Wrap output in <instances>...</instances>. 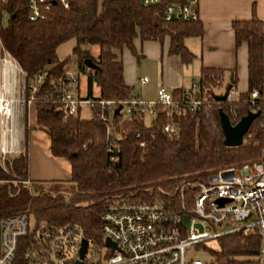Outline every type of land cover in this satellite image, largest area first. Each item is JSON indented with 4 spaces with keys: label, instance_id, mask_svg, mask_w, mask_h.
Masks as SVG:
<instances>
[{
    "label": "trees",
    "instance_id": "16d2710c",
    "mask_svg": "<svg viewBox=\"0 0 264 264\" xmlns=\"http://www.w3.org/2000/svg\"><path fill=\"white\" fill-rule=\"evenodd\" d=\"M26 3L5 0L0 6L6 16L0 24V41L20 66L25 83L42 75L32 94L35 121L49 138L50 153L68 160L70 178L64 182H31L28 186L14 181L13 175L20 180L27 178L28 128L24 123L21 153L12 160L7 173L0 168V219L25 214L50 223L75 224L86 239L100 243V215L113 199H159L178 208L179 189L186 181L202 182L219 169L264 160V100L259 98L254 108L248 103L249 92L261 78L264 44L263 23L253 8L249 19L231 23L235 46L245 43L247 47L246 92L236 101L213 100L210 88L222 82L224 70L201 67L196 80V98L201 100L198 108L168 115L157 106L148 123L135 112L128 116L113 114L116 137L110 139L105 122L98 118V105L91 108L89 118H81L79 111L74 115L63 111L57 96L70 58L58 59L57 47L73 41L71 56L78 73L84 75V98L121 101L131 95V87L123 80L119 52L126 48L138 59L135 38L157 42L167 38L168 54L188 63L193 54L183 39L201 35L198 19L164 21L159 6H145L141 0H68L66 8L54 3L43 19L29 21ZM84 59L93 64L87 73H83ZM230 76L224 89L234 86L233 71ZM94 89L96 96L92 95ZM75 90L79 95L77 87ZM172 94L180 98L183 90H173ZM29 95L26 89L25 99ZM219 109L231 124L252 109L260 110L239 146L222 144ZM169 121L178 128L172 138L161 131ZM137 142H143V146ZM108 144H112L111 151ZM262 237L257 230L219 237L215 240L217 248L209 249V264H260Z\"/></svg>",
    "mask_w": 264,
    "mask_h": 264
},
{
    "label": "built area",
    "instance_id": "2783aa9c",
    "mask_svg": "<svg viewBox=\"0 0 264 264\" xmlns=\"http://www.w3.org/2000/svg\"><path fill=\"white\" fill-rule=\"evenodd\" d=\"M4 1L0 0V6ZM141 1L145 6H159V16L164 21H195L198 18V0ZM54 3L66 8L68 0H27L28 20L43 19ZM5 17L0 12V24ZM262 29L264 32V24ZM260 68L259 84L249 92L248 103L253 108L260 103L259 98L264 100V44ZM88 71L85 66L83 73ZM41 79L42 75H38L25 83L20 66L0 41V168L6 173L12 160L22 151L14 105L19 99L23 107L32 103V94ZM77 81L78 74L64 71L57 96L63 111L74 115L85 105L91 113V108L98 105V118L105 122L106 135L110 139L116 137L112 131L113 114L128 116L135 112L148 123L157 106L167 110L169 115L196 109L201 104L196 98V81L188 90H183L180 98H175L171 90L158 87L152 100L131 94L121 101L80 97L75 90ZM145 81L146 78L141 79V83ZM26 89L30 93L27 99ZM255 111L260 114L259 109L251 110ZM161 131L171 138L178 134L173 121L163 124ZM137 145L142 147L143 142ZM13 178L24 186L31 183L27 178L20 180L14 175ZM179 192L178 208L159 199L121 196L113 199L100 215V243L86 239L75 224L50 223L25 214L3 217L0 219V264H209L197 259L187 260L189 248H204V241L237 231L257 230L264 235V160L219 169L202 182L186 181ZM83 238L86 246L80 257ZM105 238L114 248L104 244Z\"/></svg>",
    "mask_w": 264,
    "mask_h": 264
},
{
    "label": "crops",
    "instance_id": "0c3cea01",
    "mask_svg": "<svg viewBox=\"0 0 264 264\" xmlns=\"http://www.w3.org/2000/svg\"><path fill=\"white\" fill-rule=\"evenodd\" d=\"M252 8L256 17L264 24V0H198L197 19L202 33L200 36L183 39L184 46L193 54L188 63H182L177 55L168 54L167 38L161 42L135 38L133 46L139 55L138 59H135L126 48L119 52L123 80L131 87V94L141 99L152 100L158 87L171 91L188 90L192 82L197 80L200 68L209 67L223 69V78L226 77L227 82L231 79V72H234L235 82L233 88L229 90L227 100L236 101L239 95L247 90V47L245 43L235 46L231 23L234 20L249 19ZM91 52L96 53V48L91 47ZM56 55L58 59H63L58 55L57 49ZM140 66L147 73L137 77L135 72ZM142 78H146L143 83ZM84 91L85 85L79 94L80 97L84 98ZM92 95H97L95 89ZM21 107V117H18V113L17 121L22 144L24 123L28 128L27 179L30 182L68 181L70 164L64 157H56L50 153L49 138L37 127L34 105L28 103Z\"/></svg>",
    "mask_w": 264,
    "mask_h": 264
},
{
    "label": "rangeland",
    "instance_id": "374dc122",
    "mask_svg": "<svg viewBox=\"0 0 264 264\" xmlns=\"http://www.w3.org/2000/svg\"><path fill=\"white\" fill-rule=\"evenodd\" d=\"M72 44L73 42L71 40H67L63 43H61L58 48H57V53L60 57H69L70 60L66 66V69H68L72 74H77V68H76V60L74 59L73 56H71V48H72ZM147 72L144 70L143 67H139L137 68L135 75L137 77L146 74ZM19 79L21 80V76H19ZM196 79V77H195ZM227 83V78L224 77L222 82L220 84L211 86V91L213 94H221L224 91V86ZM75 87L78 88L79 90V94L82 93L83 89H84V75L78 73V82L75 83ZM22 107H21V101L19 99L18 102L15 103L14 105V110H15V114L16 116L18 115V117H21L20 111H21ZM31 115H32V110H31ZM79 116L81 118H89L90 117V113L88 108L85 105H81L80 106V112H79ZM31 120V119H30ZM146 120H148L146 118ZM21 148H22V142H21ZM264 157V154H263ZM204 248L203 247H199L194 249L193 247L189 248L188 254L186 255V259H197L200 260L201 262H209V249H216L217 248V243L215 240H206L204 241ZM262 246H263V253H262V257H261V262L260 264H264V235L262 237ZM92 251V246L89 245V252Z\"/></svg>",
    "mask_w": 264,
    "mask_h": 264
},
{
    "label": "water",
    "instance_id": "95a60500",
    "mask_svg": "<svg viewBox=\"0 0 264 264\" xmlns=\"http://www.w3.org/2000/svg\"><path fill=\"white\" fill-rule=\"evenodd\" d=\"M83 64L87 67H92L93 64L90 59H84ZM229 85L226 86L223 93L212 94V99L215 101H224L227 99L229 93ZM259 115V111L251 112L248 111L244 116L240 117L238 121L231 124L227 115L222 111L218 110L220 129L223 135L222 144L226 147H237L242 143L243 136L246 133L248 127L250 126L253 119ZM264 154V150L262 155ZM224 200H218V202H223ZM104 244L114 248V244L107 238L104 240ZM86 246V240L83 238L81 240L79 256L82 257ZM79 264V263H78Z\"/></svg>",
    "mask_w": 264,
    "mask_h": 264
}]
</instances>
